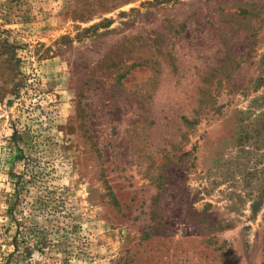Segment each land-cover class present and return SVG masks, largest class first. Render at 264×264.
I'll use <instances>...</instances> for the list:
<instances>
[{"label": "rangeland", "instance_id": "obj_1", "mask_svg": "<svg viewBox=\"0 0 264 264\" xmlns=\"http://www.w3.org/2000/svg\"><path fill=\"white\" fill-rule=\"evenodd\" d=\"M263 212L264 0H0V264H263Z\"/></svg>", "mask_w": 264, "mask_h": 264}, {"label": "trees", "instance_id": "obj_2", "mask_svg": "<svg viewBox=\"0 0 264 264\" xmlns=\"http://www.w3.org/2000/svg\"><path fill=\"white\" fill-rule=\"evenodd\" d=\"M260 208L261 207H260V195H259L258 197L254 198V200L252 201L251 211L253 212V215L257 214ZM262 220L264 222V212H263ZM261 243H262V251H263V256H264V230H263L262 237H261Z\"/></svg>", "mask_w": 264, "mask_h": 264}]
</instances>
